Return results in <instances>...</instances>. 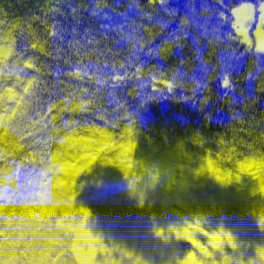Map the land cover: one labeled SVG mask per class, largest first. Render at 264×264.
I'll use <instances>...</instances> for the list:
<instances>
[{
	"label": "trees",
	"instance_id": "1",
	"mask_svg": "<svg viewBox=\"0 0 264 264\" xmlns=\"http://www.w3.org/2000/svg\"><path fill=\"white\" fill-rule=\"evenodd\" d=\"M97 2L0 0V35L6 40L11 25L17 21L24 24L23 33L14 32L15 51L27 48L25 55L40 56L44 65L41 80L45 86L38 98H30L33 100L30 106L22 107L0 130L2 256L14 247L1 240L10 234L3 216L18 215L22 209L17 206L22 195L31 193L26 181L38 178V172L46 169L52 152L77 155L75 146L63 142L65 135L75 131L91 136L88 130L95 128L119 139L131 126L135 147L127 166L118 162L104 163L97 157L74 177L65 174L64 185L52 192L56 193L52 195L54 198L64 200L61 206L69 210L65 214L66 224L74 225L86 211L85 217L102 229L98 242L103 245L102 253L94 252L98 264H122L124 260L126 264H135L137 258L142 264H177L178 258L183 260L191 251L188 247L178 248L173 232L169 231L171 222L167 210L175 201L187 211V224L199 223V228L191 229L210 236L212 246L208 255L196 254L203 264H243L248 254L246 264H262L254 248L255 245L264 247V229L259 224L260 214L264 212V193L258 190L257 177L246 194H238L233 186L218 180L205 167L211 159L232 172L234 179L236 175L250 174L239 171L241 162L248 160L258 164L264 159V91L260 90L264 80V53L258 54L254 48L249 50L238 40H229L228 34L235 35V30L230 21L219 16V12L224 11L226 17H231L232 7L242 2L258 3V0H223V3L219 0H168V7L176 10L175 18L160 10L151 21L143 15L144 11H150L145 7L148 0H99L100 8ZM185 16L190 23L181 31L180 19ZM31 17L39 18L32 21V27L41 32L40 21L48 19L57 24L64 33V44L73 39L101 41V49L111 50L99 57L101 61L106 58L109 65L118 61L126 65L115 71L105 66L102 73L124 79L119 82L109 79L107 84L97 85L87 79L68 77L65 73L74 69L64 63L66 57L58 61L55 56L47 57L30 48L31 37L26 26ZM165 21L163 31L154 27L156 35L151 41L143 48L137 46L132 50L128 34L135 33L147 40L144 28ZM213 29L220 40L209 44ZM172 34L182 39L177 41ZM166 40L172 42L161 54L159 49L165 46ZM137 67L141 74H136ZM225 72L230 74L231 88L222 85ZM161 73L169 78L175 73L186 87L167 91L166 84L161 82ZM193 83L200 86L194 89ZM154 85L165 90L156 92L152 99ZM82 88H88V93H82ZM66 98L70 105L82 99L91 103L86 111L53 109L48 112L50 103L64 107L62 102ZM9 106L14 107L10 101L5 107ZM144 167L168 170L169 185L144 179ZM133 169H140V173L134 175ZM133 182L135 191L130 186ZM241 207L248 225L241 228L242 231L232 230L228 227L232 208L239 214ZM246 228H250L252 235ZM158 229L163 231L162 236H157ZM55 230L52 226L50 231L56 234ZM65 232L56 237L63 238L66 248L71 235ZM221 233L230 235L232 243L227 235L213 240L214 235ZM251 236L255 241L257 238L255 245V241L249 239ZM132 248L135 251L129 256ZM240 249H245L246 253L238 260Z\"/></svg>",
	"mask_w": 264,
	"mask_h": 264
},
{
	"label": "snow or ice",
	"instance_id": "2",
	"mask_svg": "<svg viewBox=\"0 0 264 264\" xmlns=\"http://www.w3.org/2000/svg\"><path fill=\"white\" fill-rule=\"evenodd\" d=\"M219 2L223 3V0H219ZM100 7L101 4L98 0L97 8ZM137 7H140V5H137ZM145 7L150 9V11L143 12V15L149 21H151L153 16L160 10H163L170 18H175L176 10L168 7V0H148ZM75 12L76 10L74 9L73 13L75 14ZM204 12H208V9H204ZM230 12L231 17H226L224 11L219 12L220 18L224 21H230L232 28L235 30V35L229 33L228 39L238 40L240 43L246 44L249 50L254 48L255 52L258 54L264 53V0H258V3L242 2L238 6L232 7ZM257 17L258 23L255 27L254 42L249 35V28ZM33 20H39V18L31 17L27 22L26 31L31 37L30 48L35 50V53H40L47 57L55 56L58 61L62 57H66L64 63L70 65L74 69L65 73L68 77H75L80 81L87 79L89 82H95L97 85L107 84L109 79H113L117 82L124 79V77L119 75L108 77L102 73V69L105 66L111 67L112 70L115 71L117 67L123 69L126 65L124 62L119 61L109 65L106 58L104 61H101L99 57L102 55L106 56V52L111 51L110 49H101V41L86 39L81 42L73 39L64 44V33L57 24L50 22L48 19L40 21L43 25V32H41L39 28L32 27ZM166 23L167 22L165 21L158 25L144 28V32L148 35L147 40L135 33L128 34L127 39L130 45L133 46L132 50L135 51L137 46L143 48L156 35L153 28L158 27L160 31H163L166 27ZM189 23L190 20L188 16L182 17L180 19L181 31ZM17 30H20L21 33L25 31V26L22 22L17 21L9 27V30L6 33V40L3 38V35H0V130L6 126V122L11 119V116L15 115V113L22 107L27 108L30 106L33 103V100L30 98H38L45 87L41 80V76L44 74L42 71L44 65L40 62V56L35 54L25 55L27 48L24 51H15L16 45L14 32ZM117 31H120V29H117ZM205 34H207V30H205ZM172 35L175 36V34ZM175 39L179 41L182 37L175 36ZM219 40L220 37L216 35V29H213L212 39L209 40V44H214ZM53 41H55V43H53ZM171 42V40H166L164 42L165 46L160 48L159 52L161 54L165 53ZM9 57L12 59L9 60ZM204 63L207 64V61H204ZM29 69L32 70V72H29ZM136 74H141V69L139 67L136 69ZM127 75L128 73L125 72V76ZM160 79L161 82L166 84V89L169 92H172L175 88L186 87L185 83L179 80L175 73H173L170 78L161 73ZM153 80H156L155 76H153ZM232 83L230 74L225 72L222 77V85L225 88H231ZM199 86L200 85L197 83H193L192 85L194 89ZM164 90L165 89L156 88L154 85L153 96L150 98L155 99V93L163 92ZM260 90L264 91V80L261 81ZM80 91L82 93H88L89 89L82 88ZM69 95H71V93ZM9 101L12 102L14 107H5ZM62 103L64 104V107H60L55 103H50L48 112L51 113L53 109H56V111L58 110L59 112L86 111L87 105L90 104L91 101L82 99L79 103L70 105L69 100L66 98ZM52 118L54 120L56 119L55 116ZM88 132H91L92 135L88 136L87 132L83 135H79L73 131L70 135H65L64 137L63 142H67L78 149L77 155L70 158L72 162L64 166V171L68 176L74 177L83 169L88 168L97 157H100L104 163L118 162L123 166H127L130 153L135 147L131 126L125 130L124 135L119 139L114 138L110 133L102 129L92 128L89 129ZM109 157H111V159H109ZM205 167L222 182H230L233 178L232 172L224 170L211 159L208 160ZM239 171L247 172L257 177L259 181L258 190L261 193H264V159H261L258 164L244 160L239 165ZM235 178L239 179V176L236 175ZM130 186L133 191H135L134 182ZM142 200L143 196L141 194V202ZM84 215L87 216L86 211L84 212ZM259 224L260 227L264 229V212L260 214ZM191 227L199 228V223L195 226L186 227L182 231L175 227L170 228L169 231L174 232L177 237L183 236L185 239L190 240L200 253L207 256L208 250L193 238L190 231ZM156 234L157 236H162L163 231L158 229L156 230ZM80 235L81 242L86 247L92 245L94 241H97V246L103 249V245L98 243V238H93L90 234L83 232L82 230L80 231ZM220 235H227L229 243H232V237L225 233L214 235L213 240L218 241ZM165 239H167V237H165ZM232 246L234 248L236 247L235 244ZM257 252L259 256L264 259V247H258ZM128 255L130 256L131 253H128ZM135 264H142V262L137 258ZM177 264H203V262L194 252H189L183 260L178 258ZM237 264H239V262H237Z\"/></svg>",
	"mask_w": 264,
	"mask_h": 264
},
{
	"label": "rangeland",
	"instance_id": "3",
	"mask_svg": "<svg viewBox=\"0 0 264 264\" xmlns=\"http://www.w3.org/2000/svg\"><path fill=\"white\" fill-rule=\"evenodd\" d=\"M257 23L258 17L254 19L251 27L249 28V35L254 42L255 27ZM71 157H74V155L69 153L68 155H61L58 152H52L50 156H48L50 161L48 162L46 169L42 172H38V178L35 179V183L33 181H30L29 179L26 181V185L31 188L28 191L29 193H31L30 195H22V200L19 205H17L22 209H19L18 215L13 213L12 216V214L9 213L7 216H3L6 222L9 224L8 230H10L11 234V236L10 234L4 236V240H7L8 236H10V240L13 239L15 241L12 242L14 247L9 249L7 255L2 256L0 252V264L99 263L97 258L94 256V252H96L97 250L101 251V248L97 246V241H94L92 245L86 247L81 242L80 231L82 230L83 232H87L93 238H98L99 242L102 237V231L100 230V228L95 224L91 225V218H86L85 216L77 219L74 225H69L68 223L66 224L68 220L65 217V214L69 213V210L61 206L64 204V200L61 199V197L57 196L54 198V196H52L53 194H56L52 193L53 191H57L60 186L62 187L64 185L63 182L66 180L64 166L72 162V160L70 159ZM142 171L144 174L143 178L149 182L156 180L159 183H164V185L166 186H168L170 183L169 178L171 177V175L170 172L166 169L163 170L153 167H144ZM132 172L134 175H138L140 173V169H134L132 170ZM48 173L49 175H47ZM238 176L239 179L234 178L230 182L226 183L235 188V193L246 194L247 191L250 190V185L254 182L253 179L255 177L251 179L247 177L248 175ZM24 200L26 201V203H23ZM243 209L244 208H242L238 214V211L236 212V210L232 208V215L230 217L231 222L228 225L230 229H239V231H242L241 228H244V226L246 227L248 225L247 216H245V214L243 213ZM167 211L169 220L171 222V228L175 227L180 231L186 228L185 224L186 220H188V215L187 213H185L178 201H175ZM52 226L56 228V234H53V231H50ZM65 226L70 227V229H67ZM27 229H29L30 231H27ZM246 229V232H250V234L252 235L250 228ZM190 231L193 238L201 246L209 250V248L212 246V241L210 240V236L208 235V233L203 234L201 231H196L194 229H190ZM62 232H69L68 235H71L69 247H66L68 249H66L63 245V238L61 239L56 237L57 234H60ZM132 237L134 238V234H132ZM253 237L251 236L249 237V239L251 241H255ZM24 238H30V244L25 243L26 239ZM172 238L176 246L178 245V248L187 249L188 247L191 252H194L197 255L198 253L199 255H203L192 244L190 240L185 239L183 236L177 237L173 232ZM256 241L254 245L256 244ZM256 246L259 245L254 246L257 251L258 247ZM134 251L135 248H132L129 253H133ZM245 251V249H240L238 251V260H240V258L243 256V253H246ZM248 256H250V254L245 256V261L243 262V264H246L249 261ZM260 259L262 260V264H264V259H262L261 257ZM120 261L122 262L123 260ZM124 262L125 260L122 262V264ZM124 264H126V262Z\"/></svg>",
	"mask_w": 264,
	"mask_h": 264
}]
</instances>
